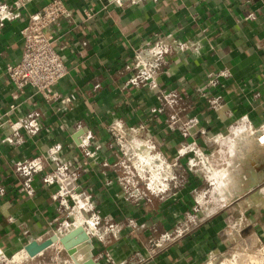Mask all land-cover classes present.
Listing matches in <instances>:
<instances>
[{
	"label": "crops",
	"instance_id": "obj_1",
	"mask_svg": "<svg viewBox=\"0 0 264 264\" xmlns=\"http://www.w3.org/2000/svg\"><path fill=\"white\" fill-rule=\"evenodd\" d=\"M17 1L0 0L13 6ZM29 1L20 8L21 18L0 20V124L8 117L17 120L30 110L43 109V124L52 134L50 144L73 145L74 154L81 159L83 154L77 146L83 132L90 130L97 140L109 143L105 128L109 116L117 114L129 124L148 123L157 147L170 160L184 143H197L212 158L210 167L225 171L227 186L212 192V200L206 199V192L199 195L203 198L201 211L192 196L200 192L205 181L199 172L189 174L178 201L155 199L136 206L121 197L115 183L106 184L114 179L113 171L105 176L103 165H90L88 171L79 174V184L93 194L96 211L124 227L129 220L144 226L138 231L125 227L119 239L111 235L105 242L94 239L95 257L110 252L122 260L138 252L147 253L152 242L179 224L185 235L142 264H206L212 257L258 253L264 248V195L247 192L251 182L240 176L246 154L259 159L264 148L245 146L247 143L238 140L240 136L235 138L242 120L254 128L264 123V0H158L123 8L106 4V0H65L73 18L61 23L57 48L69 74L57 91L69 99V104L59 109V104L49 105L28 89L15 102L18 111L12 112L13 85L7 66L21 58L20 31L28 13L49 0ZM168 34L188 44L184 52L168 56L166 69L158 78L167 94H175L171 104L162 103L154 92L129 84L136 50ZM223 70L232 78L204 90L209 75ZM213 99L218 100L217 110L210 108L209 100ZM162 104L164 112L157 113ZM185 124H189V134ZM8 136L13 137V144L5 142ZM47 136L45 130L33 137L23 129L15 135L0 126V186L5 190L0 196V247L5 254L22 250L32 240L49 238L53 233L46 234L57 226L65 229L56 221L62 220L53 199L58 186H45L35 176L36 193L28 197L22 191L25 173L17 171V164L45 150ZM181 162L186 165L187 159ZM110 163H114L112 159ZM250 165L259 170L256 160L251 158ZM53 169L49 166L44 173ZM255 175L264 177V172ZM248 194L252 199L246 198ZM251 200L255 203L249 206L247 201ZM104 224L105 220L99 227Z\"/></svg>",
	"mask_w": 264,
	"mask_h": 264
},
{
	"label": "built area",
	"instance_id": "obj_2",
	"mask_svg": "<svg viewBox=\"0 0 264 264\" xmlns=\"http://www.w3.org/2000/svg\"><path fill=\"white\" fill-rule=\"evenodd\" d=\"M147 1L157 2L158 0H106V4L123 8L130 5L143 6ZM14 4L13 6L0 2L1 22L21 18L20 8L22 4H25V0H18ZM72 18V12L65 0H49L36 11L28 13L27 22L20 31L23 40L21 58L16 64L7 66V74L13 85L14 104L10 108L12 112L18 111L19 106L15 102H18L28 89L40 95L49 105L59 104V109L69 104V99L62 98L57 91V86L69 74V68L57 48V43L61 23L65 20L70 21ZM187 48V42L174 34L157 36L154 41L136 50L131 65L133 75L129 84L137 89L154 92L162 103H174L175 94H167L158 83V78L166 69L168 56L184 52ZM230 78L232 74L228 70L210 74L204 90L216 88L220 86L222 79ZM209 105L213 110L219 108L216 99L209 100ZM164 106L162 104L156 112L163 113ZM43 114V109L30 110L19 115L17 120L8 117L0 124V126H6L15 135L22 129L33 137L42 133L43 130L48 134L47 146L40 155L17 164V171L25 173L26 176L22 191L28 197L35 195L36 190L33 186L35 176L40 177L45 186H58L53 199L58 204L57 209L62 220L58 218L56 221L63 227H69V220H73V226L81 220V228L91 237L92 243L94 239L105 242L108 235L119 239L125 227L138 231L144 226L139 225L135 220H129L124 227L116 224L113 218H103L96 211L93 194L79 184V174L88 171L90 165H103L105 176L106 172L113 171L114 179L107 180L106 184L115 183L121 197L136 206L143 203L151 204L155 199L178 201L181 192L187 186L189 174L197 172L202 174L206 168L210 167V156L197 143H184L170 160L157 147L152 127L148 123L129 124L117 114L109 116V123L105 128L110 137L107 144L97 140L92 131L83 130L84 134L80 137L81 142L77 146L83 158L79 159L74 154L73 145L50 144L52 134L43 124ZM173 120L177 123L175 119ZM186 127L185 132L189 134V124ZM237 128L251 131V134L263 132L264 123L260 128H254L248 120H242L240 124H237ZM5 142L13 144V137L8 136ZM182 158L187 159L186 165L181 162ZM111 159L114 162L112 165ZM49 166H54V169L44 173ZM203 176L204 180L208 181L206 175ZM4 191V188L0 186V196H3ZM192 196L196 205H200L199 193L193 192ZM103 220L105 224L100 228ZM58 230L61 229L55 228L53 232ZM185 232L183 226L179 224L174 230L162 233L157 241L152 242L151 249L147 253L138 252L130 258L117 260L110 252H105L97 257L94 255V259L101 264L102 260L105 261L104 264H142L155 257L159 249L183 237ZM260 252L264 254V248ZM235 254L231 256L234 257ZM5 255L0 247V257ZM224 260L225 258L212 257L206 264H222Z\"/></svg>",
	"mask_w": 264,
	"mask_h": 264
},
{
	"label": "rangeland",
	"instance_id": "obj_3",
	"mask_svg": "<svg viewBox=\"0 0 264 264\" xmlns=\"http://www.w3.org/2000/svg\"><path fill=\"white\" fill-rule=\"evenodd\" d=\"M255 133V132H254ZM253 132L252 134L255 135ZM235 138L238 137V140L241 139V141H244L245 146L249 145V144H253L254 147L260 149V148H264V142L263 141H259L256 140V138L261 139L262 137H264V131L263 132H259V134L256 136V138L253 137V135L251 134V131H247L246 129L240 130V131H236L235 133ZM263 135V136H262ZM258 146V147H257ZM264 150L262 151V153H260L259 159H257L254 155H249L246 154V159L243 160L244 163V169L241 170L242 174H240V176H242V180L243 181H250L252 183V179L250 177H252L251 172H254L255 174H260L264 172V154H263ZM254 157V158H253ZM254 159L256 160V165L255 167H258L259 170L255 171V168L250 165V159ZM212 158H210L211 161ZM244 159V158H243ZM248 163V165H247ZM210 169V170H209ZM209 169L206 168V170L204 171V173H202L201 175H206V179L208 181H204V184L202 185V189L199 190L200 192L199 195L202 193L206 192V196H207V200H212L213 196H212V192H218L219 189L223 188V186H227L224 185L225 181L223 180L224 177V172H219L218 170L214 169L213 166L209 167ZM247 171V172H245ZM240 173V171H239ZM200 174V173H199ZM222 174V175H220ZM259 179L256 177L255 178L259 181V185L254 189V190H248L251 187V184L249 185L250 187H247V192L249 191L250 193H257L260 192L259 195H264V177H262L261 175H258ZM220 177V179H219ZM218 178V179H216ZM214 180V181H213ZM224 182V183H222ZM238 182V181H237ZM252 194H248L246 196L247 199H252V197H250ZM199 202L202 203L200 205H198V210H204L203 207V198L199 197ZM214 202V201H213ZM216 202V201H215ZM258 202V201H256ZM255 202H252V200L250 202L247 201V204H250L249 206H251V204H254ZM216 205H218V202L215 203ZM242 204H244L242 202ZM246 204V202H245ZM206 206V205H205ZM72 221L73 220H69V227L66 226L64 227L65 229L62 230V234H68L69 230L72 229L71 227L72 225ZM60 226H57L56 229H58ZM65 234V235H66ZM46 240V238H42L39 241H44ZM60 246V247H59ZM81 247H86V245L84 244L83 246L80 245ZM23 249V248H22ZM15 253L12 254H6L5 257H0V264H13L11 262V259L13 257ZM87 255V254H86ZM232 255V254H231ZM230 255V257H226L225 258V262L226 263H230L231 260H234L235 262H239L237 264H264V254L262 252H258V253H243V252H237L234 257H232ZM88 257V255H87ZM222 260V259H221ZM219 260V261H221ZM19 264H75V260L73 257H70L69 254L67 253V250L62 246V245H54L50 248H48L47 250H45L42 254L37 255L36 257H25L24 259L21 260V262Z\"/></svg>",
	"mask_w": 264,
	"mask_h": 264
},
{
	"label": "bare ground",
	"instance_id": "obj_4",
	"mask_svg": "<svg viewBox=\"0 0 264 264\" xmlns=\"http://www.w3.org/2000/svg\"><path fill=\"white\" fill-rule=\"evenodd\" d=\"M256 133L259 134V132H256ZM255 136H257V135H255ZM259 140L264 142V137H262ZM251 174H252V177H250V178L253 181H252V183H250L251 187L248 186V187H250L248 189L249 191L255 189L259 185V181L255 178V173L251 172ZM79 221H80L81 226H82V221L78 220L77 225L72 226L71 227L72 229H70L68 231L69 233L68 234L65 233L66 235L62 234V230H58V232H54V234H52V235H55L57 237V241L54 244H52V246L57 245V244L62 245L66 250L68 248H76L77 252L73 256V258L75 260V264H84L89 259L90 254H91V248L88 246L87 242L89 240L91 241L92 239L90 236H88L87 233H85L83 230H80L82 228H81V226H78ZM91 227H92V224H91ZM63 239L66 240V244H64L62 242ZM40 242H42V241H40ZM82 244L86 245V249L84 247L80 246ZM87 252H88V254H87ZM40 254H42V253H40ZM86 254L88 255V257ZM25 257H30V256L25 251V249L23 248L22 250L15 252V254L13 255V257L11 259V262L13 264H19L21 262V260L24 259ZM224 262H225V260L222 262V264H224ZM230 263L231 264H237L239 262H237V261L235 262L234 260H231ZM226 264H229V263H226Z\"/></svg>",
	"mask_w": 264,
	"mask_h": 264
},
{
	"label": "water",
	"instance_id": "obj_5",
	"mask_svg": "<svg viewBox=\"0 0 264 264\" xmlns=\"http://www.w3.org/2000/svg\"><path fill=\"white\" fill-rule=\"evenodd\" d=\"M80 230H82V229H80ZM52 233L54 234V232H50L46 235H49ZM43 237H41V238H43ZM41 238H39V240ZM39 240H32L31 242H29L28 244H26L24 246L25 251L29 254L30 257H36L37 255H40V253H43L45 250L50 248L52 246V244H54L57 241V237L55 235H52V236L49 235V238L47 240H44L42 242H40ZM62 242L64 244H66L65 239H63ZM87 244L91 248V254H90L89 259L84 264H101L100 262H97L94 259L92 241L89 240L87 242ZM76 252H77L76 248H68L67 249V253L69 254L70 257H73Z\"/></svg>",
	"mask_w": 264,
	"mask_h": 264
}]
</instances>
